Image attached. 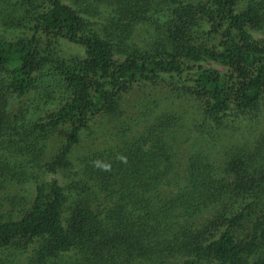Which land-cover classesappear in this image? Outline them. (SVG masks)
Here are the masks:
<instances>
[{"label": "trees", "instance_id": "obj_1", "mask_svg": "<svg viewBox=\"0 0 264 264\" xmlns=\"http://www.w3.org/2000/svg\"><path fill=\"white\" fill-rule=\"evenodd\" d=\"M0 26V264H264V0H0Z\"/></svg>", "mask_w": 264, "mask_h": 264}, {"label": "rangeland", "instance_id": "obj_2", "mask_svg": "<svg viewBox=\"0 0 264 264\" xmlns=\"http://www.w3.org/2000/svg\"><path fill=\"white\" fill-rule=\"evenodd\" d=\"M0 33L5 38L14 39L18 35L22 34L23 30H21L19 28H5V27L0 26ZM254 34H255L256 37L264 39V33L255 31ZM63 47H64V54L65 55H75V56H79V57H85V55H86L85 54L86 52H85L84 48L80 47L79 45H75V44H71V43L67 42V43H65L63 45ZM203 64L207 65V66H210V67L217 68L221 72L226 71V68H224V67H222V66H220V65H218L217 63H214V62H205ZM62 103H64V102L59 101L55 105H49L50 108L48 110H42V111L39 112V114L32 113L30 115V117H31L30 119L37 120V119H40V118H46V113H48V111H50L52 109H57ZM54 176L56 178H58L61 183H64V178L62 179V177L59 176V175H49L48 179H52V177H54Z\"/></svg>", "mask_w": 264, "mask_h": 264}, {"label": "clouds", "instance_id": "obj_3", "mask_svg": "<svg viewBox=\"0 0 264 264\" xmlns=\"http://www.w3.org/2000/svg\"><path fill=\"white\" fill-rule=\"evenodd\" d=\"M118 159H121L123 160L124 158L123 157H118ZM94 165L98 168H101L102 170H105V171H110L111 170V164L110 163H104V162H101L99 160L95 161L94 162Z\"/></svg>", "mask_w": 264, "mask_h": 264}]
</instances>
